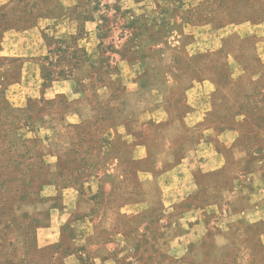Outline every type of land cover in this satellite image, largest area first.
I'll return each instance as SVG.
<instances>
[{
  "label": "rangeland",
  "instance_id": "1",
  "mask_svg": "<svg viewBox=\"0 0 264 264\" xmlns=\"http://www.w3.org/2000/svg\"><path fill=\"white\" fill-rule=\"evenodd\" d=\"M0 264H264V0H0Z\"/></svg>",
  "mask_w": 264,
  "mask_h": 264
},
{
  "label": "crops",
  "instance_id": "2",
  "mask_svg": "<svg viewBox=\"0 0 264 264\" xmlns=\"http://www.w3.org/2000/svg\"><path fill=\"white\" fill-rule=\"evenodd\" d=\"M33 40H30L32 42ZM36 41V40H35ZM26 46V48H25ZM4 53L6 55H17L22 54L19 51H29L30 53L24 52L25 55H38L43 52L41 44L37 42L33 43H19V42H8L4 44Z\"/></svg>",
  "mask_w": 264,
  "mask_h": 264
}]
</instances>
